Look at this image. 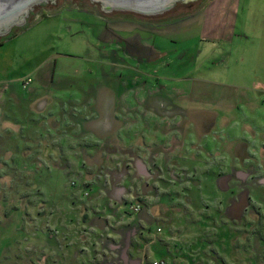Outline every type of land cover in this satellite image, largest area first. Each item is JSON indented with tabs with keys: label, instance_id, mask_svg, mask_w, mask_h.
Listing matches in <instances>:
<instances>
[{
	"label": "rangeland",
	"instance_id": "374dc122",
	"mask_svg": "<svg viewBox=\"0 0 264 264\" xmlns=\"http://www.w3.org/2000/svg\"><path fill=\"white\" fill-rule=\"evenodd\" d=\"M245 6L260 16L249 27L239 23ZM105 7L46 0L0 22V264H220L201 243L230 218L201 209L198 199L217 196L208 172L264 175V149L250 144L244 156L245 142L235 143L213 162L211 136L225 123L208 110L218 105L186 96L220 82L262 95L264 0H177L151 14ZM223 13L236 22L222 24ZM186 105L202 110L188 116L184 133L195 135L183 145L166 135L170 116H143ZM194 173L206 175L195 184ZM235 180L228 189L254 198L251 178ZM241 222L225 264H255L242 254Z\"/></svg>",
	"mask_w": 264,
	"mask_h": 264
},
{
	"label": "flooded vegetation",
	"instance_id": "af4514ba",
	"mask_svg": "<svg viewBox=\"0 0 264 264\" xmlns=\"http://www.w3.org/2000/svg\"><path fill=\"white\" fill-rule=\"evenodd\" d=\"M17 18L18 15L15 17V20H17ZM260 89L264 90V88L261 87ZM261 93L262 95L264 94L263 91H261ZM188 94L186 97H188ZM195 94L197 95L198 99L213 98V96L209 93H205L203 95H200L199 93ZM262 95L260 94L259 96L250 98L247 93L244 95L241 94L235 99L234 105H231L232 109H217L214 107V109L208 110V112L211 111L213 113L214 122L217 120L219 123V121L223 119V122L225 123H223L224 125L219 124L217 130L218 134L217 132H214V134L211 136L212 142L210 148H212V150L210 154L214 159L213 162L217 161V159L214 157L216 153L219 155H224L226 159L229 158L230 154L228 152H230V150L235 147V143H237L238 146H243L245 142L244 156L250 144L253 147L264 149V95ZM233 117L234 119L236 118V123H230V118L232 119ZM213 124L214 123H211V125L205 129L210 130ZM231 131H234L235 136L230 134ZM239 132H241V134H238ZM176 138L178 140V130ZM220 160L225 161V158L219 159L218 162H221ZM234 162H237V159H234ZM210 170L211 171L208 170V173L212 175V178L209 179V188L211 193H216L217 196L214 198L213 195H211V202L207 204L203 203L201 198L198 199V202L201 205L203 212H211L209 216L213 217L214 213L217 212L222 213L223 217L225 218H230L228 219L229 223H227L225 226L223 225V227H214L212 223L210 233H212L213 242L210 240L211 238H209L206 240V244L205 242H201L203 244L202 247H210V256L214 257L212 259H218L220 260V264H225L224 260L226 258L228 259L230 250L236 249L233 246L236 238L235 236L231 235V231L229 229L236 228L233 224L241 222L240 220H238L240 222L236 221L235 218L236 213L238 212L241 216V219L244 218V220L241 222L242 244H244L242 247L244 250V252H242L243 256H246L248 253L251 255L253 254L255 257V264H264V175H258L257 173L248 174V172L244 173L242 171H237L238 173L232 174L228 168L225 169L222 168V166L215 167L213 164L210 167ZM245 174H248L249 177H245ZM205 175L206 173H194L192 178L196 179L195 184H198L202 178L205 177ZM232 176H234L237 180L244 181L245 178L246 180L251 178L253 183H251L252 185L250 184V187H254V189L251 190L256 191L253 194L254 198L249 196L246 197V193L238 195L235 193L234 188L228 189L229 184H236V180L235 178L233 179ZM222 179H224L223 182H227L226 187L223 186V188H225L224 190H222V186L219 182ZM239 189L242 188L239 187ZM238 196L239 202L236 203L237 205H235L231 201L235 200V198ZM250 200H254L255 203H249ZM228 211L231 212L229 215L227 214ZM251 216L253 217V221L248 223L246 220ZM184 227L185 225L182 224L180 227L181 233H184ZM218 228H221L222 231H220ZM220 233H222V236L221 238H218L217 234ZM198 245L201 244L196 243L194 245L196 247V251L201 249L198 247ZM216 249L220 255L217 254ZM226 250H228V252ZM237 256L238 255H232L229 258H236ZM198 260L201 259L199 258Z\"/></svg>",
	"mask_w": 264,
	"mask_h": 264
},
{
	"label": "crops",
	"instance_id": "0c3cea01",
	"mask_svg": "<svg viewBox=\"0 0 264 264\" xmlns=\"http://www.w3.org/2000/svg\"><path fill=\"white\" fill-rule=\"evenodd\" d=\"M232 3V0H229V4ZM223 4H226V1L225 3ZM242 11H243V16L242 17H239V23L241 26H247L249 27V25L251 26L250 22L254 23V22H257L260 20V16H257L255 17L254 15L251 14V8H247V6L243 7L242 8ZM231 13V12H230ZM229 13V15H230ZM244 13L247 15V18L245 17ZM221 14L218 13V16H220ZM224 17H223V20L221 21L222 24L226 23L225 21H227L226 25L227 24H231V23H235L236 20H237V16L235 17L233 14H231L230 16H232V19H233V22H232V19H229L227 18V16L229 15H226V13H223L222 14ZM263 21V20H262ZM220 20H219V17H216L213 19L212 21V26H213V29L216 30V32H219V29H220ZM249 24V25H247ZM232 27V25L230 26ZM230 36V34H229ZM228 41H230V37H228ZM254 78V75L252 76V79ZM248 79V77H246V80ZM263 83L261 84V87L264 86V79L262 80ZM221 84H217V85H221L222 87H218V86H215V85H207L206 88V93H209L213 96V98H208L209 99V105L210 104H213V102H215L216 105L219 106V104H221V106H230L232 104L235 103V99L237 97H239L240 93H236V88H238V84L236 86H229L227 85L226 83H223V82H220ZM239 83H242V84H246V85H252L250 82H239ZM192 84V83H191ZM208 84V83H207ZM213 84V83H212ZM215 84V83H214ZM258 86V85H256ZM196 88H194V86L192 85L191 88H190V93L188 94V98L190 96H193V95H196L195 93H199L198 91H195ZM245 89V87H241L240 90H243ZM233 99V101L231 102V100ZM188 100V99H186ZM199 100V99H198ZM212 100V101H211ZM207 104V103H206ZM215 104H213V106H216ZM200 105V102L199 104ZM188 105H186L185 107H180V108H177V109H174V110H164L162 111V109L160 110H156L154 111V113H152V110L146 108V109H143V116L144 117H148V116H153L152 114H154V116H160V113L164 116H170L169 118H163V122H164V125H166V135L167 136H172V139L176 138V133H177V128L175 127L174 129L170 128L172 126V123L174 122V125L175 126H178V142H180L181 145H183L185 142H190L191 138L195 135V132H191L190 134H185L184 133V125H192L193 124V121L191 119L188 118V116H192L193 114L197 113V112H200L202 109H199L198 106H190V107H187ZM215 107V108H221V106L219 107ZM193 108H197V111L193 113ZM230 109H232V106L230 107ZM214 112V111H213ZM128 113H131L130 110H128ZM147 114V115H146ZM131 115V114H129ZM138 116V111H136V117ZM113 118V113L111 115V119ZM149 119H147V122L145 121V119L142 120V124L144 129L147 128L148 126H146L148 123H149ZM169 122H172V123H169ZM237 121L234 119L231 123H236ZM138 121H133V123H131L132 125H135L137 124ZM149 129V128H148ZM190 129V128H189ZM171 134V135H170ZM206 136H208L206 134ZM173 141V140H172ZM172 149V146L171 148ZM169 149V150H170ZM173 151H172V155H173ZM185 154H187V152H185ZM192 153H188L187 155H185L181 160H185V159H188V158H192ZM116 251V250H114ZM113 252V251H112Z\"/></svg>",
	"mask_w": 264,
	"mask_h": 264
},
{
	"label": "water",
	"instance_id": "95a60500",
	"mask_svg": "<svg viewBox=\"0 0 264 264\" xmlns=\"http://www.w3.org/2000/svg\"><path fill=\"white\" fill-rule=\"evenodd\" d=\"M46 1V0H43ZM98 1V0H93ZM106 9H116V10H126L133 11L137 13H160L163 11H151L164 3H167L170 0H102ZM177 1V0H176ZM189 1V0H184ZM41 2V0H0V22L5 23L9 21L11 23L13 19L18 15L20 11L27 9L28 7L33 6V4ZM99 2V1H98ZM174 3V2H173ZM171 7V6H170ZM168 7L167 9H169Z\"/></svg>",
	"mask_w": 264,
	"mask_h": 264
},
{
	"label": "bare ground",
	"instance_id": "6f19581e",
	"mask_svg": "<svg viewBox=\"0 0 264 264\" xmlns=\"http://www.w3.org/2000/svg\"><path fill=\"white\" fill-rule=\"evenodd\" d=\"M41 1H43V0H41ZM98 1L99 2H103L102 0H98ZM175 1L176 0H170L167 3H164V4L160 5V6H156V8L154 10H151V11H154V12H157V11H166L167 8L170 7L173 4V2H175ZM103 3H105V2H103ZM23 13H24L23 11H20L17 14H23Z\"/></svg>",
	"mask_w": 264,
	"mask_h": 264
},
{
	"label": "built area",
	"instance_id": "2783aa9c",
	"mask_svg": "<svg viewBox=\"0 0 264 264\" xmlns=\"http://www.w3.org/2000/svg\"><path fill=\"white\" fill-rule=\"evenodd\" d=\"M30 81H27V83L26 84H28ZM137 212V209H134V213H136ZM155 264H158V263H155Z\"/></svg>",
	"mask_w": 264,
	"mask_h": 264
}]
</instances>
